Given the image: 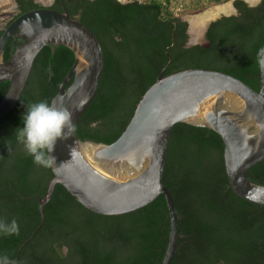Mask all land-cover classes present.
Listing matches in <instances>:
<instances>
[{
    "label": "trees",
    "instance_id": "1",
    "mask_svg": "<svg viewBox=\"0 0 264 264\" xmlns=\"http://www.w3.org/2000/svg\"><path fill=\"white\" fill-rule=\"evenodd\" d=\"M18 1L23 11L37 6ZM221 2L196 0L190 10ZM75 3L71 16L93 31L104 59L96 93L75 126L82 140H115L163 66L164 75L191 67L215 69L259 88L256 55L264 39V4L250 9L236 0L240 15L209 23L207 45L184 46L187 22L175 14L173 0ZM53 46L37 53L15 106L0 119V222L15 220L19 228L17 234H0V255L12 264H160L169 234L162 194L136 210L102 215L57 183L34 232L40 222L37 199L52 172L33 162L16 131L28 105L50 103L73 62L71 50ZM7 88L8 81H1L0 99ZM222 149L221 137L209 128L180 122L170 131L162 178L178 212L179 233L170 264H264V206L229 187ZM248 176L264 184V159Z\"/></svg>",
    "mask_w": 264,
    "mask_h": 264
},
{
    "label": "water",
    "instance_id": "2",
    "mask_svg": "<svg viewBox=\"0 0 264 264\" xmlns=\"http://www.w3.org/2000/svg\"><path fill=\"white\" fill-rule=\"evenodd\" d=\"M208 22L200 28L203 36ZM187 25V45H192L197 39L190 38ZM13 32L16 45L4 59L5 44ZM45 45H63L73 53V62L50 100L71 113L73 131L66 139H58L50 153L55 168H51L45 194L37 199L40 222L34 232L43 224V205L57 183L83 207L102 215L136 210L162 194L169 234L160 264H170L179 236L178 212L162 177L170 131L180 122L215 131L223 143L229 187L239 197L264 206V184L248 176L249 168L264 159V73L260 70L259 88L254 89L219 70L191 67L164 75L163 66L141 94L119 136L103 143L82 140L75 130L97 90L102 48L93 31L66 11L30 9L15 16L0 34V82L8 81L0 99V119L15 106L33 60Z\"/></svg>",
    "mask_w": 264,
    "mask_h": 264
},
{
    "label": "clouds",
    "instance_id": "3",
    "mask_svg": "<svg viewBox=\"0 0 264 264\" xmlns=\"http://www.w3.org/2000/svg\"><path fill=\"white\" fill-rule=\"evenodd\" d=\"M250 9L258 8L264 0H243ZM211 14L209 23L221 18L238 17L239 9L236 0H223L207 10ZM256 63L261 73H264V47L257 51ZM23 127L17 128L16 137L22 143L26 152L32 156L33 162L45 167L55 168L54 151L58 139H66L73 131L71 113L66 109L55 107L47 101H38L28 105L22 115ZM19 231L17 222H0V234L12 235ZM0 264H12L7 255H0Z\"/></svg>",
    "mask_w": 264,
    "mask_h": 264
},
{
    "label": "flooded vegetation",
    "instance_id": "4",
    "mask_svg": "<svg viewBox=\"0 0 264 264\" xmlns=\"http://www.w3.org/2000/svg\"><path fill=\"white\" fill-rule=\"evenodd\" d=\"M10 1H11V4H12V11L13 12H12L11 15H9L7 18H5V20L3 22L0 23V32L1 33L4 30V28L8 25V23L15 16H17L18 14H20L22 12H25V11H23V8L21 6V2H19L18 0H10ZM31 1H32L33 4H35V6L37 5L35 8H37V7H48V8H51V9H54V10H58V11H61V12H65L66 11L70 16H71L74 8L76 7L75 0H31ZM4 12H6V11H2L0 13H4ZM180 19H182V18L180 17ZM208 25H209V23H208ZM208 25H207V27H208ZM207 27H206V29H207ZM206 29H205V33H206ZM186 33H187V39L185 40L184 46H189V45H187L188 36H189L188 27H186ZM205 33H204V39L207 41ZM14 37H15V33L13 32L11 38H9L7 40V42H6V44H5L4 52L8 51V53H9L10 49L15 47L16 41H17V37H15V38ZM195 44H198V43H195ZM51 49L53 51V49H54L53 45H52ZM62 251H63V253H65L66 248L62 247Z\"/></svg>",
    "mask_w": 264,
    "mask_h": 264
},
{
    "label": "rangeland",
    "instance_id": "5",
    "mask_svg": "<svg viewBox=\"0 0 264 264\" xmlns=\"http://www.w3.org/2000/svg\"><path fill=\"white\" fill-rule=\"evenodd\" d=\"M122 1H126V0H122ZM138 1H147V0H138ZM196 0H173V9L175 14L179 15L183 20H185L187 23L189 21V23L191 22V18L196 17L197 15L202 14L204 11L213 8L216 4H210L200 10L197 11H191L190 9L192 8L194 2ZM218 4V3H217ZM2 11H6L4 13H0V23L3 22L5 20V18H7L9 15L12 14V4L11 1H9L6 4H1L0 5V12ZM183 12V13H181ZM210 17L204 19L201 21L202 25L204 22L209 21ZM209 23V22H208ZM201 25V26H202ZM208 25V24H207ZM200 26V28H201ZM201 32V30L199 31V33ZM190 36H191V32H190ZM192 38V37H191ZM192 39H198V38H192ZM200 40H196L200 45H204V36L203 33H201V36L199 38Z\"/></svg>",
    "mask_w": 264,
    "mask_h": 264
},
{
    "label": "bare ground",
    "instance_id": "6",
    "mask_svg": "<svg viewBox=\"0 0 264 264\" xmlns=\"http://www.w3.org/2000/svg\"><path fill=\"white\" fill-rule=\"evenodd\" d=\"M10 0H0V5L1 4H6V3H8ZM205 13H207V10L206 11H204L202 14H200V15H197L196 17H194V18H191V22L189 23V29H190V31L189 32H191V36H190V38L192 37V38H200V36H201V32L199 33V31L201 30L200 29V26L202 25V23H201V21L202 20H204V19H206V18H208V17H210V15L211 14H205ZM189 22V21H188ZM204 24V23H203ZM191 38V39H192ZM197 39V40H198Z\"/></svg>",
    "mask_w": 264,
    "mask_h": 264
}]
</instances>
